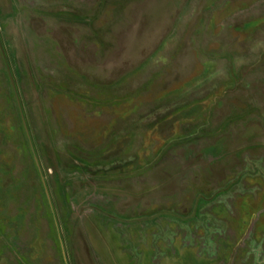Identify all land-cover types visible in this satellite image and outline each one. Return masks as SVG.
I'll list each match as a JSON object with an SVG mask.
<instances>
[{"label": "rangeland", "instance_id": "obj_1", "mask_svg": "<svg viewBox=\"0 0 264 264\" xmlns=\"http://www.w3.org/2000/svg\"><path fill=\"white\" fill-rule=\"evenodd\" d=\"M76 228L81 264H264V0H0V264Z\"/></svg>", "mask_w": 264, "mask_h": 264}, {"label": "trees", "instance_id": "obj_2", "mask_svg": "<svg viewBox=\"0 0 264 264\" xmlns=\"http://www.w3.org/2000/svg\"><path fill=\"white\" fill-rule=\"evenodd\" d=\"M15 92L16 91L14 89V94H15ZM28 145L30 147V150H32V153L35 155L34 149L31 147V144H28ZM38 167H39V165H38ZM38 171H39V177L42 181V184L44 186H46L45 177H44L40 167L38 168ZM49 187H50V185H49ZM46 195H47V193H46ZM51 196H52V193H51ZM47 198H48L47 199L48 200V206L50 207V214L55 221V226L57 227L58 231L62 232L64 225L67 226L66 224L68 223L69 220H71V216H70V218H68V216H66V214H62L60 212V208L57 205H55L54 202L48 196H47ZM61 232H60V234H61ZM78 238H79V230L77 228L75 230H73L70 234V246H67L66 248H64L65 238H64L63 233H62V236L59 238V243L64 249V250L62 249L63 252L67 251V257L64 256V258H63L64 264H81V262L78 258V254H77V243H78L77 239ZM65 249H67V250H65Z\"/></svg>", "mask_w": 264, "mask_h": 264}]
</instances>
